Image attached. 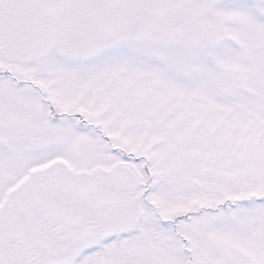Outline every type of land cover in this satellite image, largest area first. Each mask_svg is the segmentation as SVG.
Here are the masks:
<instances>
[{
    "label": "snow or ice",
    "instance_id": "obj_1",
    "mask_svg": "<svg viewBox=\"0 0 264 264\" xmlns=\"http://www.w3.org/2000/svg\"><path fill=\"white\" fill-rule=\"evenodd\" d=\"M0 264H264V0H0Z\"/></svg>",
    "mask_w": 264,
    "mask_h": 264
}]
</instances>
